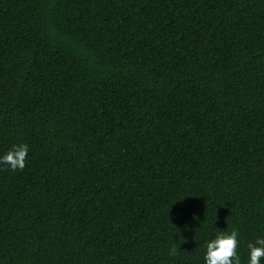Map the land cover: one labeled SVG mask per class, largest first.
Listing matches in <instances>:
<instances>
[{
    "label": "trees",
    "instance_id": "16d2710c",
    "mask_svg": "<svg viewBox=\"0 0 264 264\" xmlns=\"http://www.w3.org/2000/svg\"><path fill=\"white\" fill-rule=\"evenodd\" d=\"M0 264H205L264 237V0H0ZM261 264H264L262 258Z\"/></svg>",
    "mask_w": 264,
    "mask_h": 264
},
{
    "label": "clouds",
    "instance_id": "9594fccd",
    "mask_svg": "<svg viewBox=\"0 0 264 264\" xmlns=\"http://www.w3.org/2000/svg\"><path fill=\"white\" fill-rule=\"evenodd\" d=\"M29 153L27 144L13 145L5 155L0 157V164L13 171L22 170L26 166V157ZM240 233L238 230H220L215 238L204 241L206 249L205 264H241L238 249L240 247ZM247 264H261L264 258V237H258L254 242H249Z\"/></svg>",
    "mask_w": 264,
    "mask_h": 264
}]
</instances>
